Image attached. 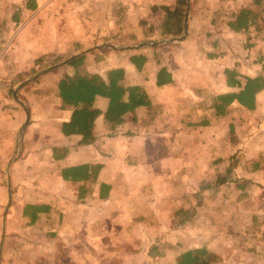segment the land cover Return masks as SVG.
<instances>
[{
    "label": "crops",
    "instance_id": "1",
    "mask_svg": "<svg viewBox=\"0 0 264 264\" xmlns=\"http://www.w3.org/2000/svg\"><path fill=\"white\" fill-rule=\"evenodd\" d=\"M80 1L53 0L70 9L49 23L51 4L0 0V264H173L208 220L226 232L216 263L264 264V90L251 110L217 100L237 92L225 70L264 75V0ZM241 9L253 22L232 30ZM77 55L149 104L110 128L96 97L91 138L63 135L57 83Z\"/></svg>",
    "mask_w": 264,
    "mask_h": 264
},
{
    "label": "trees",
    "instance_id": "2",
    "mask_svg": "<svg viewBox=\"0 0 264 264\" xmlns=\"http://www.w3.org/2000/svg\"><path fill=\"white\" fill-rule=\"evenodd\" d=\"M261 0H252L253 6L259 7ZM253 12L241 9L233 16L229 23L232 30H245L253 22ZM84 56H73L66 61V66L74 69V74L64 77L57 83L58 97L62 106L71 108L69 121L62 124L61 133L81 135L82 138H91V127L99 111L92 108L96 97L106 100V108L103 113L105 125L113 128L122 121V116L137 107L149 104L145 93L136 86H124L122 83L123 72L121 69H110L106 72V79L101 80L97 75L79 74L77 67L82 64ZM226 85L236 87V93H226L217 100L222 105L236 101L240 106L251 110L254 106V96L264 90V75L262 77H244L243 84L236 80L238 75L225 70ZM231 80H236L234 83ZM238 201V200H236ZM202 229L213 233L207 235L205 243L197 248H192L174 255L173 264H218L211 261V257L217 256L219 250V237L225 234L222 223L216 220L201 221Z\"/></svg>",
    "mask_w": 264,
    "mask_h": 264
},
{
    "label": "rangeland",
    "instance_id": "3",
    "mask_svg": "<svg viewBox=\"0 0 264 264\" xmlns=\"http://www.w3.org/2000/svg\"><path fill=\"white\" fill-rule=\"evenodd\" d=\"M76 2H78V5L79 6H82L83 4L85 5V2H83V1L76 0ZM39 3L40 4H44V6H47L48 4H51L49 10L46 11V15H45V18L47 19V22H49V23H52L53 21H56L57 18L60 16V14H62L63 12L64 13H69V9H70L69 6H68L69 3H67L66 5L61 6V8H57L56 6H54L52 4L53 3V0H39ZM90 6L89 7L88 6L87 7H82L77 12L78 13H82L83 12V9L84 10H87L88 8H90ZM2 20L4 22H6L8 19L7 18H4ZM3 21H2V23H4ZM7 31L9 32V30H7ZM0 39H1V36H0ZM94 39L95 38H92V41H94V42H100L101 41V40L100 41H95ZM58 63H60V62H58L57 58H50L49 57V59L38 60L37 63H36L37 65H35V69H36L35 71L39 72V71L45 70L46 68H49V67H51L53 65H56ZM158 249H159V247H158ZM158 255L159 254H157L155 256V258H157L156 259L157 264H164V262H162V260L159 261V258L158 257H161V256H158ZM155 258H153V259L155 260ZM215 258H216V256L211 257V261L214 262V263H216ZM154 263H155V261H154Z\"/></svg>",
    "mask_w": 264,
    "mask_h": 264
},
{
    "label": "water",
    "instance_id": "4",
    "mask_svg": "<svg viewBox=\"0 0 264 264\" xmlns=\"http://www.w3.org/2000/svg\"><path fill=\"white\" fill-rule=\"evenodd\" d=\"M52 68H54V67H51L50 69H52ZM45 71V70H44ZM44 71H42V72H40V73H37L36 75H34L33 77H31L30 79H28V80H26V81H24V82H22V83H20L19 85H18V87H17V89L18 88H20V87H22L24 84H26L27 82H29V81H31V80H33L34 78H36L38 75H40L41 73H43ZM12 97H13V99L24 109V107H23V105L20 103V102H18V100H17V98H16V96H15V93L12 95ZM24 113H25V121H24V123H23V127L27 124V119H28V113H27V111L24 109ZM8 195H9V192H8Z\"/></svg>",
    "mask_w": 264,
    "mask_h": 264
}]
</instances>
